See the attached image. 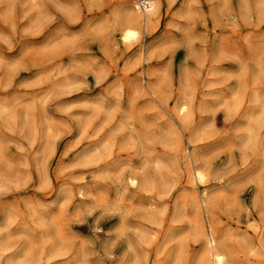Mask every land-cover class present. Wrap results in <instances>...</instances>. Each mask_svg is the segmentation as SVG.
I'll return each instance as SVG.
<instances>
[{
	"label": "rangeland",
	"instance_id": "obj_1",
	"mask_svg": "<svg viewBox=\"0 0 264 264\" xmlns=\"http://www.w3.org/2000/svg\"><path fill=\"white\" fill-rule=\"evenodd\" d=\"M135 1L0 0V264H264V0Z\"/></svg>",
	"mask_w": 264,
	"mask_h": 264
},
{
	"label": "bare ground",
	"instance_id": "obj_2",
	"mask_svg": "<svg viewBox=\"0 0 264 264\" xmlns=\"http://www.w3.org/2000/svg\"><path fill=\"white\" fill-rule=\"evenodd\" d=\"M142 1L143 0L135 1L134 6L131 7L132 21L133 22L132 21H127V22H125L123 24L122 39L124 41H126V42H130L138 34V30L132 28L131 25L133 23H137L139 25V24L142 23V21H144V18L149 19L152 15L155 14L156 10L160 6L159 3L156 0H146L148 3L147 4H143V5L141 4ZM253 101H255V100H253ZM258 101H260V100H258ZM261 108H263V106ZM187 109H188V104L186 102H181L179 104V110H180V112H182L181 114H183V112H185ZM255 123H257V122H255ZM252 131H253V129H252ZM191 176H192V180L194 182L198 183V184H205V182L207 181L206 171L204 170V168L202 169V167L197 166V165H192V167H191ZM128 182L130 184H132V185H138L139 182H140V178L136 174H131L128 177ZM207 195H208L207 192L202 193V198H203L204 203H205V201H207V200H205V197H207ZM196 209H198V208H196ZM219 240L220 239H218V237L215 235L213 230L209 229V231L207 233V249H205L206 252L203 254V256H206L211 261L212 264H226L227 261H228L229 253L227 252L226 249H224L221 246V242ZM143 264H145V263H143Z\"/></svg>",
	"mask_w": 264,
	"mask_h": 264
},
{
	"label": "built area",
	"instance_id": "obj_3",
	"mask_svg": "<svg viewBox=\"0 0 264 264\" xmlns=\"http://www.w3.org/2000/svg\"><path fill=\"white\" fill-rule=\"evenodd\" d=\"M148 2L146 1V0H143L142 2H141V4L143 5V4H147Z\"/></svg>",
	"mask_w": 264,
	"mask_h": 264
}]
</instances>
